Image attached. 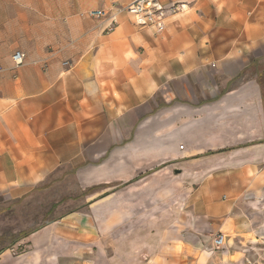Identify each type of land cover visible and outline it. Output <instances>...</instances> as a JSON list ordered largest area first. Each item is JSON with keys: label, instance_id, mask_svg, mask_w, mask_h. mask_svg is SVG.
Here are the masks:
<instances>
[{"label": "crops", "instance_id": "obj_1", "mask_svg": "<svg viewBox=\"0 0 264 264\" xmlns=\"http://www.w3.org/2000/svg\"><path fill=\"white\" fill-rule=\"evenodd\" d=\"M160 1L167 15L165 29L157 33L125 11L112 29L105 19L87 14L109 9V0H0V196L20 199L69 165L77 169L80 186H99L90 201H112L136 188L116 207L128 219L136 208L142 220L147 199L142 187L149 184L156 193L164 182L159 171L171 168L176 179L166 182L191 189L213 184L210 176L194 182L211 153L219 155L220 174L244 175L264 166L262 87L256 76L244 77L243 51L235 44L248 39L243 17L248 9L223 0ZM212 6L236 10L230 19L234 31L218 30L214 49ZM261 26L254 23V63L264 58ZM17 50L26 55L20 66L12 58ZM250 179L220 177L217 184L228 198L230 185H254ZM242 195L244 202H254V189ZM251 220L254 226V216ZM97 223L105 232L107 226ZM173 226L157 246L145 248L140 240L134 248L132 235L147 228L131 219L122 227L124 244L145 256L153 248L167 264H179L173 235L185 227ZM44 234L58 239L52 225L42 228L32 235L30 251L4 264H56L61 257L51 254L48 261L41 255Z\"/></svg>", "mask_w": 264, "mask_h": 264}, {"label": "rangeland", "instance_id": "obj_2", "mask_svg": "<svg viewBox=\"0 0 264 264\" xmlns=\"http://www.w3.org/2000/svg\"><path fill=\"white\" fill-rule=\"evenodd\" d=\"M223 1L234 4L241 2L243 10L248 9L247 13L243 11V17L246 19L244 23L249 22L248 26H244L247 28L245 33L248 39L242 37V40L235 44L243 51L244 77H257L262 87L264 102V58L254 63V23L259 20L264 29V0ZM258 3L259 9L255 10ZM229 8L228 6L226 10H217L212 6L210 9L212 49L219 45L215 39L218 37V30L222 32L226 28L228 35L234 31L230 19H234L236 10ZM233 44L234 42L228 43V47ZM210 155V160L204 163L207 169L203 174L197 175L194 182L199 183L203 176H210L215 179L212 180L211 186L196 184L188 189L186 185L176 186L175 182L172 186L166 182L176 179L177 175L171 168L158 172L162 173L164 182L159 183L156 193L151 185L144 183L142 190L147 199L143 202L141 210L146 216L142 220L137 219L138 211L134 208L131 219L136 221V225L141 221L147 232L132 235L131 240L136 239L134 248H138L140 240L145 248L155 247L170 236L167 234L169 225H175L174 228L183 225L185 228H179L180 232L173 235L179 256L182 257L179 264H264V166H255L253 172L247 170L244 175L237 170H227L220 174L219 155ZM77 173L76 168L64 165L52 172L43 184L35 186L20 199L0 196V250L3 249L0 252V264L6 263L7 258L18 257L30 251L34 244L32 235L49 225L54 227L58 239L54 241L50 234L42 235L41 243L46 249L40 252L48 261L53 258L52 255L61 257L56 264H125V261L130 264H167L166 259L156 254L153 248L145 256L143 252L129 249L128 245L124 244L127 234L123 232L122 227L128 225L131 219L124 218L123 211L116 205L124 202V199L137 192V189L132 188L131 194L120 192L118 195L121 196H116L112 201H90V194L99 186H80ZM242 176L251 178L254 185L241 186L234 182L228 187L232 190L228 198L225 196L224 187L219 191L221 187L217 184L218 178L235 180ZM101 188L106 192V186ZM249 188L254 189V202L242 200V190L245 192ZM105 196L106 194L103 195ZM252 198L250 196V199ZM226 199L230 203L227 210L221 208ZM228 211L229 213L224 215V212ZM101 216L106 218H99ZM252 216L254 226L251 223ZM97 222L105 228L107 226L105 232L100 230ZM32 231L35 232L23 237ZM218 234L225 235V244L220 249L215 248L212 243ZM75 242L82 245L74 246ZM92 243V246H88Z\"/></svg>", "mask_w": 264, "mask_h": 264}, {"label": "built area", "instance_id": "obj_3", "mask_svg": "<svg viewBox=\"0 0 264 264\" xmlns=\"http://www.w3.org/2000/svg\"><path fill=\"white\" fill-rule=\"evenodd\" d=\"M111 7L109 9L98 8L87 11V14L107 21V29H112L117 23V16L120 12H127L133 16L135 22L144 28H154L157 33L165 29L164 19L167 10L160 0H129L121 4L117 0H109ZM16 66L24 63L26 55L23 51L17 50L12 56ZM215 248H222L225 244V235L218 234L212 241Z\"/></svg>", "mask_w": 264, "mask_h": 264}, {"label": "trees", "instance_id": "obj_4", "mask_svg": "<svg viewBox=\"0 0 264 264\" xmlns=\"http://www.w3.org/2000/svg\"><path fill=\"white\" fill-rule=\"evenodd\" d=\"M43 227H44V226H43ZM34 232H35V231L29 232V233L23 235V237L29 236V235H31V234L34 233ZM2 250H3V249H2ZM2 250H0V252H2Z\"/></svg>", "mask_w": 264, "mask_h": 264}]
</instances>
